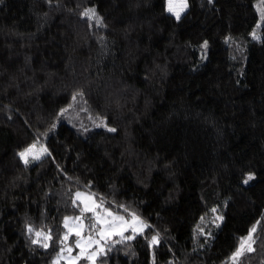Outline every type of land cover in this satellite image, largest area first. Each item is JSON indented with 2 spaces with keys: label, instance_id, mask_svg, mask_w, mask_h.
I'll use <instances>...</instances> for the list:
<instances>
[{
  "label": "trees",
  "instance_id": "1",
  "mask_svg": "<svg viewBox=\"0 0 264 264\" xmlns=\"http://www.w3.org/2000/svg\"><path fill=\"white\" fill-rule=\"evenodd\" d=\"M253 34L264 0H188L179 19L166 0H0V264H54L78 189L145 222L98 264H264ZM254 225V251L232 261Z\"/></svg>",
  "mask_w": 264,
  "mask_h": 264
},
{
  "label": "rangeland",
  "instance_id": "2",
  "mask_svg": "<svg viewBox=\"0 0 264 264\" xmlns=\"http://www.w3.org/2000/svg\"><path fill=\"white\" fill-rule=\"evenodd\" d=\"M178 3V0H176ZM166 7H168V3L166 0ZM188 9V0L187 7L180 13V16ZM169 12V11H168ZM171 13V12H169ZM173 14V13H171ZM174 15V14H173ZM254 38L257 40H261L264 42V36L260 34H255ZM43 152L42 146H35L32 150V153L27 156L28 161L31 160L32 157L37 156L38 153ZM80 192L82 195L79 199L83 204V208L85 205L88 207H92L95 209L93 212H84L78 216H68L69 219L67 221V227L65 235H67V239L64 237L62 239V246L55 258L54 264H98L99 256L104 253L107 242L110 238L118 234H109L105 236H101V229H107L108 224L104 223L105 221L109 223H114L115 225H120V227L126 228L123 232L132 231L135 228V232H140L145 227V222L138 216V220L133 221L132 216H127L122 213L115 212L107 205H105L102 201H100L93 193L84 190L78 189L76 191ZM75 193V194H76ZM99 206V207H97ZM112 213V216H109L108 213ZM122 216L124 220L127 222L126 224H121L119 220H116L115 217ZM76 217H80L79 220L75 219ZM97 218L101 221V223H97ZM65 224V221H64ZM96 224L95 228H92L90 225ZM120 227L115 229L116 232L120 231ZM77 231H79L80 235H76ZM109 232H112V229H108ZM43 235H46L43 233ZM42 235V236H43ZM99 241V243H96ZM81 245L82 247L78 246ZM103 249L101 252L100 250ZM95 255V260L88 259V257Z\"/></svg>",
  "mask_w": 264,
  "mask_h": 264
},
{
  "label": "snow or ice",
  "instance_id": "3",
  "mask_svg": "<svg viewBox=\"0 0 264 264\" xmlns=\"http://www.w3.org/2000/svg\"><path fill=\"white\" fill-rule=\"evenodd\" d=\"M167 3H168L167 11L173 13L176 16L177 19L180 18V13L182 11H184V9L187 7V0H178V3L176 2V0H167ZM83 15L86 16V17L93 18V19H95L97 21V23H100V18L97 17L95 9H87L83 13ZM204 46L205 47L207 46V42L206 41H205V45ZM73 98L75 99V97H73ZM109 131H115V129H109ZM34 147H35V145H31V146H29V148H27L23 152L19 153L20 157L22 159H24V162L26 164L29 162L28 159H27V156L32 153V150H33ZM44 151L46 152L47 149H44ZM34 158L39 159V156H36ZM254 178H255L254 174L249 173V174H247L246 178L243 180V183L244 184H248L249 181L253 180ZM75 195H76L77 199H79L82 194L80 192H77ZM75 203H76V201L74 200L73 204H75ZM97 207H99V206H97ZM121 207H123V206H121ZM83 211L84 212H93V211H95V209L85 205ZM212 211H216V210L213 209ZM108 215L112 216V213L109 212ZM131 215H132L133 221L138 220V217H136L134 213L131 214ZM69 219H71V218L65 217V227H67V221ZM75 219L79 220L80 217H76ZM115 219L119 220L121 222V224H126L127 223L124 220V217H122V216H117V217H115ZM201 219H203V217ZM218 219H223V217H218ZM97 223H101L99 218H97ZM104 223L108 224V228L107 229H104V228L101 229V233H100L101 236H105V235H109V234H118V235L123 236V232L125 230H127L126 228L120 227V225H115L114 223H109L107 221H105ZM259 223L260 222L258 221L257 224H259ZM90 226L92 228H95L96 224H92ZM117 227H120V231L119 232L115 231V229ZM108 229H112V232H109ZM132 230L134 232L136 231L135 228H133ZM28 231L29 232L32 231L31 226H29ZM256 231H257V226L254 225L251 229H249L248 235L246 237H242L240 239L239 245H238L236 251L231 256V260L232 261H234V262L238 261L239 258L245 254V252H253L254 251L253 244L256 243V241L254 239V234H255ZM36 235L39 237V236L43 235V233L37 232ZM76 235H80L79 231H77ZM158 235L159 234L152 236L151 241H150L151 244L154 245V244H157L159 242ZM44 238H45V240H52L51 235H45ZM133 238H134L133 236L124 237V239H128V240L133 239ZM64 239L65 240L67 239V235H65ZM33 243H39V241L38 240H33ZM96 243H99V241H96ZM42 246L45 247V248H48L49 244L48 243H44ZM78 246L82 247L81 245H79V243H78ZM100 251L102 252L103 249H101ZM95 255L96 254L94 253L92 256L88 257V259H91V260L94 261L95 260Z\"/></svg>",
  "mask_w": 264,
  "mask_h": 264
}]
</instances>
